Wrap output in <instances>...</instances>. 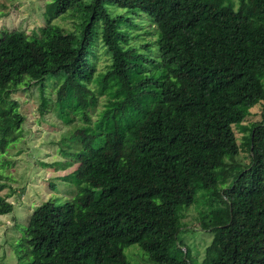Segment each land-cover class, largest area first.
Segmentation results:
<instances>
[{
	"label": "trees",
	"instance_id": "1",
	"mask_svg": "<svg viewBox=\"0 0 264 264\" xmlns=\"http://www.w3.org/2000/svg\"><path fill=\"white\" fill-rule=\"evenodd\" d=\"M252 1L264 11V0H236V9L233 0H52L48 21L82 13L74 32L50 26L42 42L18 30L0 35V101L10 102L0 111V147L22 122L10 101L19 85L58 75L56 106L81 116L69 151L60 150L77 163L75 195L31 212L19 264H130L131 245L146 264H264V25H254ZM108 6L147 19L153 43L136 46L128 17ZM98 49L108 59L101 71ZM255 105L249 161L230 164L232 127ZM200 191L199 227L211 239L197 263L176 237ZM11 211L0 197V215Z\"/></svg>",
	"mask_w": 264,
	"mask_h": 264
},
{
	"label": "rangeland",
	"instance_id": "2",
	"mask_svg": "<svg viewBox=\"0 0 264 264\" xmlns=\"http://www.w3.org/2000/svg\"><path fill=\"white\" fill-rule=\"evenodd\" d=\"M52 0H0V35L13 30L21 31L31 40L42 42L50 38V26L58 27L62 33L74 32L83 20L80 11L66 12L63 16L46 20L45 5ZM237 2L233 0V9ZM254 16V25H264V11L257 2L248 4ZM114 15L128 17L126 32L139 35L132 42L136 45L153 43L154 26L143 16L129 15L125 10L108 6ZM151 50V47L142 50ZM264 59V42L259 47ZM94 64L96 71H101L108 64L107 56L101 49L96 50ZM45 78L39 83L28 82L19 85L10 95V101L16 103V113L22 117L17 129L7 135L8 143L0 147V197L11 204L9 214L0 215V264H19L27 260L28 255L21 244L23 228L31 212L41 207L45 212L51 209V203H63L73 198L77 181L72 176L77 166L70 157L62 156L60 150L69 145L67 138L75 128L81 125L78 109L62 112L55 104V89L60 78ZM10 102L0 101V111L5 110ZM103 98H99L95 112L102 108ZM244 120L232 127L238 145V153L230 164L246 165L249 161L246 148L248 128L260 120L261 108L257 105L246 108ZM91 120L94 114L91 113ZM13 136V137H12ZM12 137V138H10ZM71 151L76 145L71 144ZM66 151H69L67 149ZM229 181V179L227 180ZM91 200H96L94 192ZM207 209V195L200 191L192 205L182 209V230L177 234L180 249L186 248L192 259L200 263L211 234L201 231L200 213ZM130 264H146L145 256L136 245L124 250Z\"/></svg>",
	"mask_w": 264,
	"mask_h": 264
}]
</instances>
